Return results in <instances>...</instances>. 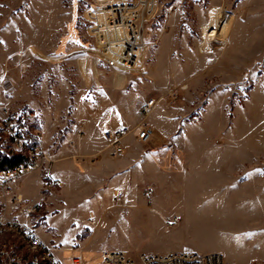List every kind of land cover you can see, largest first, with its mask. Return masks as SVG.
Wrapping results in <instances>:
<instances>
[{"label": "rangeland", "instance_id": "rangeland-1", "mask_svg": "<svg viewBox=\"0 0 264 264\" xmlns=\"http://www.w3.org/2000/svg\"><path fill=\"white\" fill-rule=\"evenodd\" d=\"M118 1L0 0V106L37 113L63 182L25 178L44 241L66 263L121 249L264 264V0H157L137 63L116 67L91 11L103 24ZM143 121L152 138L113 154L105 132Z\"/></svg>", "mask_w": 264, "mask_h": 264}, {"label": "built area", "instance_id": "built-area-1", "mask_svg": "<svg viewBox=\"0 0 264 264\" xmlns=\"http://www.w3.org/2000/svg\"><path fill=\"white\" fill-rule=\"evenodd\" d=\"M156 4L157 0H119L108 4L104 7L103 24L97 19V12L91 11L93 36L99 46L110 50L106 60L111 66L137 63L138 51L146 46L142 28ZM155 104L154 98L147 100L143 114L148 115ZM130 135L146 142L154 135V128L143 121L135 126L108 129L105 138L113 154L126 150L124 139ZM72 147L76 149L73 143ZM54 162V148L46 142L37 113L32 109L0 106V264H87L78 255L66 263L57 249L44 241L33 220L42 213L44 202L28 203L25 197L28 174L38 173L45 190L63 184L53 174ZM102 260L103 264H225L219 251L132 254L110 249L103 253Z\"/></svg>", "mask_w": 264, "mask_h": 264}, {"label": "crops", "instance_id": "crops-1", "mask_svg": "<svg viewBox=\"0 0 264 264\" xmlns=\"http://www.w3.org/2000/svg\"><path fill=\"white\" fill-rule=\"evenodd\" d=\"M127 125V124H126ZM121 126H125V125H121ZM127 126H132V125H127ZM134 126V125H133ZM152 126V125H151ZM116 127H119V126H115V127H112V128H116ZM110 129V128H109Z\"/></svg>", "mask_w": 264, "mask_h": 264}, {"label": "bare ground", "instance_id": "bare-ground-1", "mask_svg": "<svg viewBox=\"0 0 264 264\" xmlns=\"http://www.w3.org/2000/svg\"><path fill=\"white\" fill-rule=\"evenodd\" d=\"M145 47H146V46H145ZM145 47H144V48H145ZM144 48H142V49H140V50H143Z\"/></svg>", "mask_w": 264, "mask_h": 264}]
</instances>
